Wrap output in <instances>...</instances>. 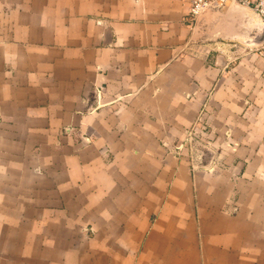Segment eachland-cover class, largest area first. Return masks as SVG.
I'll list each match as a JSON object with an SVG mask.
<instances>
[{
  "label": "crops",
  "instance_id": "1",
  "mask_svg": "<svg viewBox=\"0 0 264 264\" xmlns=\"http://www.w3.org/2000/svg\"><path fill=\"white\" fill-rule=\"evenodd\" d=\"M186 12L0 0V264H264V28Z\"/></svg>",
  "mask_w": 264,
  "mask_h": 264
},
{
  "label": "built area",
  "instance_id": "2",
  "mask_svg": "<svg viewBox=\"0 0 264 264\" xmlns=\"http://www.w3.org/2000/svg\"><path fill=\"white\" fill-rule=\"evenodd\" d=\"M183 2L187 6L186 17L189 20H194L198 14L205 10L218 8L226 5L229 2H237L243 5H248L253 8L255 13L264 23V0H177ZM190 139L195 141L193 137Z\"/></svg>",
  "mask_w": 264,
  "mask_h": 264
},
{
  "label": "water",
  "instance_id": "3",
  "mask_svg": "<svg viewBox=\"0 0 264 264\" xmlns=\"http://www.w3.org/2000/svg\"><path fill=\"white\" fill-rule=\"evenodd\" d=\"M258 16V15H257ZM259 17V16H258ZM259 22H260V24H261V26L264 28V23L262 22V20L260 19V17H259ZM263 42H264V35H263Z\"/></svg>",
  "mask_w": 264,
  "mask_h": 264
}]
</instances>
